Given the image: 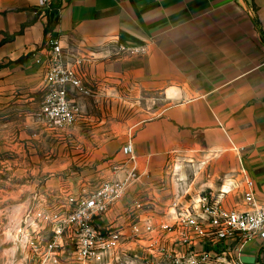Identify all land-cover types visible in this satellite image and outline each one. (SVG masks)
Masks as SVG:
<instances>
[{
    "label": "crops",
    "instance_id": "crops-1",
    "mask_svg": "<svg viewBox=\"0 0 264 264\" xmlns=\"http://www.w3.org/2000/svg\"><path fill=\"white\" fill-rule=\"evenodd\" d=\"M39 1L0 0V96L42 91L44 67L36 61L52 36L67 61L82 59L77 70L94 96L69 93L81 107L79 119L66 131H46L67 139L70 166L90 154L99 180L109 175L121 137L134 129L142 172L157 175L174 151L183 167L184 157H193L185 165L193 190L217 196L238 185L244 169L264 202V0ZM110 98L128 99L133 112L113 126L115 141L103 145L99 124L91 140L81 127L99 122ZM259 249L264 241L247 248L246 260Z\"/></svg>",
    "mask_w": 264,
    "mask_h": 264
},
{
    "label": "built area",
    "instance_id": "built-area-1",
    "mask_svg": "<svg viewBox=\"0 0 264 264\" xmlns=\"http://www.w3.org/2000/svg\"><path fill=\"white\" fill-rule=\"evenodd\" d=\"M46 45L36 61L44 67L36 120L58 133L81 115L69 93L93 97L94 91L77 70L82 59L67 61L57 36ZM127 137L120 157L108 162L109 175L96 185L64 190L59 201L20 211L11 231L24 254L20 264H264L262 249L246 260L247 248L264 241V202L244 169L238 185L217 196L192 190L176 152L152 176L139 169L131 132ZM184 158L193 164V157ZM233 190L231 202L227 195Z\"/></svg>",
    "mask_w": 264,
    "mask_h": 264
},
{
    "label": "rangeland",
    "instance_id": "rangeland-1",
    "mask_svg": "<svg viewBox=\"0 0 264 264\" xmlns=\"http://www.w3.org/2000/svg\"><path fill=\"white\" fill-rule=\"evenodd\" d=\"M42 95L43 91L27 95L15 90L7 96L9 99L0 96V264H20L24 256L11 232L21 219L23 208L44 200L46 203L59 201L56 197L62 196L64 190L93 186L99 182V163H91L90 154H82V158L74 154L78 157L77 163L80 160L87 165L75 166L71 162L70 166L67 139L55 140L47 136L46 128L37 122ZM132 109L128 99L112 101L110 98L99 109V122L92 120L81 130L91 140L95 125L99 124V142L110 145L117 135L112 130L113 126H118L119 122L122 126L123 120L132 114ZM133 125L128 124L130 127ZM133 132L134 129L131 135ZM127 135L120 140H127ZM107 160L109 158L104 161ZM184 170L189 184L193 176L192 167Z\"/></svg>",
    "mask_w": 264,
    "mask_h": 264
},
{
    "label": "trees",
    "instance_id": "trees-1",
    "mask_svg": "<svg viewBox=\"0 0 264 264\" xmlns=\"http://www.w3.org/2000/svg\"><path fill=\"white\" fill-rule=\"evenodd\" d=\"M23 61V59H18L17 61H15L14 63H20V62H22ZM4 65H0V68H2Z\"/></svg>",
    "mask_w": 264,
    "mask_h": 264
}]
</instances>
